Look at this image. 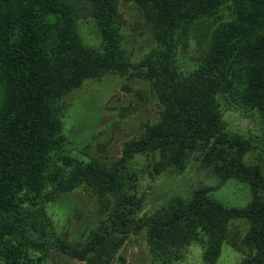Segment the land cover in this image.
<instances>
[{"label":"trees","instance_id":"16d2710c","mask_svg":"<svg viewBox=\"0 0 264 264\" xmlns=\"http://www.w3.org/2000/svg\"><path fill=\"white\" fill-rule=\"evenodd\" d=\"M89 1L102 53L81 45L62 0H0V264H39L31 250L49 248L88 264H110L125 238L114 230L129 221L134 232L146 233L158 264H175L178 249L195 241L205 247L204 261L212 262L233 220L249 222L240 245L250 254L241 264H264V178L259 166L243 163L252 144L225 131L214 99L221 92L264 115V0H133L146 9L160 47L145 61L148 71L142 75L162 112L108 168L95 162L64 165L52 156L62 149L57 101L84 79L133 69L119 47L112 0ZM227 2L234 6L233 18L213 31L200 68L179 78L172 59L175 38ZM154 152L163 159L162 168L175 170L198 155L220 179L247 184L253 199L244 208H227L199 189L188 200L176 198L136 217L140 200L132 194L130 162ZM81 184L99 196L112 195L114 208L88 241L75 247L55 236L39 203Z\"/></svg>","mask_w":264,"mask_h":264},{"label":"rangeland","instance_id":"374dc122","mask_svg":"<svg viewBox=\"0 0 264 264\" xmlns=\"http://www.w3.org/2000/svg\"><path fill=\"white\" fill-rule=\"evenodd\" d=\"M71 10L74 31L82 46L102 53L103 40L89 0H62ZM118 21V39L123 58L133 69L104 71L84 79L80 85L56 103L62 149L52 154L60 164L78 165L95 162L111 167L123 155L126 145L140 139L147 126L160 120L162 107L149 80L145 61L154 59L160 47L146 9L133 0H112ZM234 16L232 2L211 14L192 21L185 33L174 41L172 59L179 78L196 71L209 52L213 31ZM146 69V71H143ZM2 90H0V98ZM217 112L225 131L249 140L251 149L243 156L246 166L257 165L264 178V115L256 109L240 106L217 92ZM157 152L136 155L130 162L135 176L132 194L139 198L136 217L150 215L165 208L173 199L188 200L193 192L204 189L207 196L227 208H244L253 199L251 188L235 179H220L192 155L181 170L161 167ZM49 218L55 236L82 247L114 208L112 195L99 196L81 184L68 192H59L49 201L39 203ZM131 223L127 232H117ZM129 221L114 230L125 238L111 256L110 264H158L152 257L146 233L134 232ZM249 222L233 220L226 225V240L212 262L204 261V245L192 242L178 249L175 264H241L250 250L240 245ZM39 264H88L85 260L64 255L55 249L31 250Z\"/></svg>","mask_w":264,"mask_h":264},{"label":"water","instance_id":"95a60500","mask_svg":"<svg viewBox=\"0 0 264 264\" xmlns=\"http://www.w3.org/2000/svg\"><path fill=\"white\" fill-rule=\"evenodd\" d=\"M143 71H146V69H143ZM131 228H132V224L129 223L124 228L118 229L117 232H119V233H121V232H127V231L131 230Z\"/></svg>","mask_w":264,"mask_h":264}]
</instances>
